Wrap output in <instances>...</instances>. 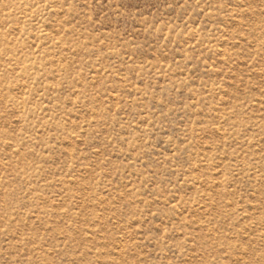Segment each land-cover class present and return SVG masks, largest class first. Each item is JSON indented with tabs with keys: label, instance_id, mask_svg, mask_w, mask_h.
Wrapping results in <instances>:
<instances>
[{
	"label": "rangeland",
	"instance_id": "obj_1",
	"mask_svg": "<svg viewBox=\"0 0 264 264\" xmlns=\"http://www.w3.org/2000/svg\"><path fill=\"white\" fill-rule=\"evenodd\" d=\"M0 264H264V0H0Z\"/></svg>",
	"mask_w": 264,
	"mask_h": 264
}]
</instances>
